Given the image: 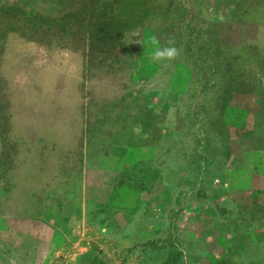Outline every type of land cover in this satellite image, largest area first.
<instances>
[{"label":"rangeland","instance_id":"obj_1","mask_svg":"<svg viewBox=\"0 0 264 264\" xmlns=\"http://www.w3.org/2000/svg\"><path fill=\"white\" fill-rule=\"evenodd\" d=\"M69 1L23 4H34L42 19H51ZM237 1L203 0L199 5L196 0H99V7L110 3L108 12L121 35L120 45L106 51L102 46L92 49L83 39L88 18L83 25L72 21L41 29L35 15L14 17L8 12L14 0H0V172L10 168L12 154L21 168L27 152L36 154L42 146L47 152L54 146L55 154L32 158L34 169L45 168L47 160L49 166L54 160L56 168L69 169L72 207L80 204V169L87 170L88 213L87 224L73 219L69 242L58 238L54 244L37 245L29 226L6 220L0 225V264H216L222 250L207 260V240L214 241L221 229L202 220L209 207L220 221L236 218L234 205L212 193L224 168L227 143L213 135L204 140L199 117L190 107L179 101L171 110L163 109V100L172 91L186 100L194 95L191 100L200 102L209 90L200 74L208 65L199 62L207 51L224 63L238 57L250 69V78L264 68V55L247 49H264V23H244L245 16L243 24L235 23ZM235 14L242 17L241 11ZM162 18L168 21L163 24ZM177 18L182 23L172 22ZM210 22L218 24L219 36L230 48L209 43L216 31ZM182 31L183 38L174 43L179 57L154 62L152 37L166 46L165 38L174 39ZM141 46L143 57L155 64L150 75ZM230 104L247 114L253 133L236 143L243 154L227 162L225 174L231 187L234 183L231 195L246 201L254 195L248 177L253 171L264 175V94L235 96ZM210 109L206 103L208 116ZM230 116L234 125L245 122ZM215 127L225 131L222 123ZM31 138L33 148L28 150ZM214 141H219L222 153L211 151ZM214 200L220 201L217 206ZM256 200L264 203V192ZM232 228L244 233L254 226L235 223ZM232 248L242 253L235 259L228 256L233 264H264V248L253 245L244 254L240 241Z\"/></svg>","mask_w":264,"mask_h":264},{"label":"trees","instance_id":"obj_2","mask_svg":"<svg viewBox=\"0 0 264 264\" xmlns=\"http://www.w3.org/2000/svg\"><path fill=\"white\" fill-rule=\"evenodd\" d=\"M15 2L11 4L7 9L10 14L14 17L17 16H25V15H35L34 22L37 23V27H41V29L45 27L49 28L51 26L63 27L64 25L69 24L72 21H78L82 25L85 24L84 19L88 18L89 25H85L87 29L83 31V39L90 41V47L92 49H96L99 46H102L106 51H111L113 47L120 45V31L116 27V21L112 15V11L108 12L109 7H111L110 3H107L109 7L105 5V7L97 6L99 0H70L68 2V6L66 9H58L57 17H50L51 19H42L43 16L37 11V8L34 4H30L29 2H25L23 4V0H14ZM203 0H196V3L201 5ZM16 3V4H15ZM5 6V4H4ZM4 6H1L3 9ZM97 13L96 10H99ZM6 11V10H5ZM238 11L242 12V17L236 15ZM7 12V11H6ZM251 14L250 17H246L244 14ZM59 16V17H58ZM247 18L244 23H249L251 19V23H264V0H238L235 5L234 17L237 19L235 23L243 24V17ZM163 24L168 21L167 18H162ZM31 22V20H29ZM174 23H182V19L179 18L172 21ZM216 31L215 35L210 38L209 43L215 46H221L223 48H230L231 45L227 43L224 39L219 36V28L218 24L211 23ZM183 32V31H182ZM184 36L183 34L178 35L176 38L172 39L175 42H179ZM169 38H165L162 42H166L167 44ZM160 42V41H159ZM163 44V45H164ZM245 45V44H244ZM252 46V45H247ZM251 54L257 55V53H262L264 55V49H260V47H248ZM141 57L144 60H147L149 75L152 74L155 70V64H150L148 61L147 55L143 57L144 54V46H141ZM254 51V52H252ZM203 59H199V62L207 63L208 67L206 69L200 68V74L203 76V83L209 89L207 92H203L200 96V102L192 101L191 99L194 97L191 91L192 96L188 98V100L183 99V95H178L177 93L171 92L169 93V99L163 100V109L167 107V109L171 110L174 102H182L185 104V107H190L191 113H196L199 119L197 122L201 123L199 129L200 133L204 140H208L212 137L223 138L227 143V147L223 153L224 168L222 169L221 174L217 175L216 180L213 182V191L215 194H218L219 197H226L234 205V212L236 214L235 219H230L228 221H220L217 217V213L213 208L209 207L204 209L203 214L205 212H209L208 216L202 217V224L207 225H215L218 229H221L219 232L217 231L214 241L207 240L209 243L210 254L206 257L209 260L210 257H213V253H217V249H221L222 252L218 255L219 258L215 262L220 264H233L230 260H228V256L230 257H241L242 253L236 251V249L232 248V243L234 241H240L243 243L244 250L246 254L249 251V248L253 245L264 248V235L261 237V233L264 234V203H258L256 197L258 194L264 192V184L258 186L259 182L264 183V175H258V171H253V175L248 177V180L252 182V190L254 195H252L250 200L244 201L243 199H237L233 197L231 194L232 187L228 181L225 180V174L227 173V162L234 158V160L238 161L240 156L243 154L241 150H239L236 146V143L241 142L246 139L252 138V129L247 127V114H241L238 110L232 105L230 102L233 100L235 96H245L250 93H260L264 94V68L260 70V72L255 76L250 78V74L248 71L249 68L242 65L239 61L238 57H229L226 59V63L222 60L215 59L211 52L207 51L204 55H201ZM201 60V61H200ZM184 63V62H183ZM264 65V61L262 66ZM261 66V67H262ZM241 68L247 70L241 71ZM210 71L211 73L208 77L205 75L206 71ZM216 71V72H215ZM146 72V71H145ZM113 74H118V71H115ZM148 76L147 78H149ZM187 92V93H188ZM171 94V95H170ZM157 95V94H155ZM170 96L173 97V100L170 99ZM262 96V95H261ZM206 103L210 105L211 115L208 116L206 114ZM233 118L240 120V118L244 119V123L242 122L240 125H234L232 122H229L228 118ZM220 119H225L224 123L219 121ZM218 120V121H217ZM222 123V128L225 131H218L215 127L216 123ZM163 128H169L167 126H163ZM216 151L222 153L221 146L216 141L211 148V151ZM257 168V167H256ZM261 174V173H260ZM227 176V174H226ZM238 185V183H236ZM220 192V193H219ZM215 206L218 205L219 200H214ZM201 215L197 216V218H201ZM235 223H242L245 225H253L254 229L244 233H238L232 228V225ZM217 230V229H216ZM191 235L193 233H190ZM190 235V236H191ZM204 235H202V238ZM189 245H191V239H189ZM180 252L179 254H181ZM227 256V258H226Z\"/></svg>","mask_w":264,"mask_h":264},{"label":"crops","instance_id":"obj_3","mask_svg":"<svg viewBox=\"0 0 264 264\" xmlns=\"http://www.w3.org/2000/svg\"><path fill=\"white\" fill-rule=\"evenodd\" d=\"M47 128L50 131V126ZM50 132L54 135L53 130ZM32 140V138L29 140L28 150L33 148ZM45 148L42 146L41 150L36 152L42 160L43 155L55 154L54 146L47 152H45ZM30 153L27 152L24 155L26 159L23 160L24 167L21 168L19 166L20 161L14 159L16 153L12 154L9 157L10 168L0 172V225L10 219L19 226H29L31 239L37 245L43 241L54 244L58 238L69 242L73 219H79L80 225L87 224L88 213L85 203L87 201L85 180L87 170L80 169L79 176L83 178L77 197L80 204L72 207L69 169L56 168L54 160L50 162L49 166V160H47V168H43L44 165H42L38 170H35L33 164L35 161L32 158L36 154L33 151ZM27 156H29V160ZM12 159L14 163H12ZM2 177L5 178L2 179ZM94 223L99 224L98 222ZM66 242L65 244H68Z\"/></svg>","mask_w":264,"mask_h":264},{"label":"clouds","instance_id":"obj_4","mask_svg":"<svg viewBox=\"0 0 264 264\" xmlns=\"http://www.w3.org/2000/svg\"><path fill=\"white\" fill-rule=\"evenodd\" d=\"M136 35L139 36V33ZM136 42L141 43L140 40ZM151 44L154 46L151 54V59L154 62H172L180 55V50L174 46V41L172 39H169L166 46H161L159 40L153 36Z\"/></svg>","mask_w":264,"mask_h":264}]
</instances>
